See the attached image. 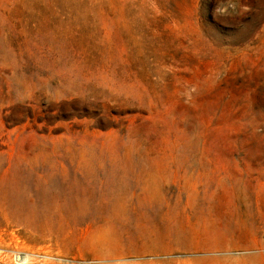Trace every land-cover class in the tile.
I'll return each mask as SVG.
<instances>
[{"label": "rangeland", "instance_id": "1", "mask_svg": "<svg viewBox=\"0 0 264 264\" xmlns=\"http://www.w3.org/2000/svg\"><path fill=\"white\" fill-rule=\"evenodd\" d=\"M84 150L99 179L127 155L194 165H167L162 200L144 185L150 237L106 245L97 201L58 203ZM18 168L58 177L0 211V264H264V0H0V169Z\"/></svg>", "mask_w": 264, "mask_h": 264}, {"label": "bare ground", "instance_id": "2", "mask_svg": "<svg viewBox=\"0 0 264 264\" xmlns=\"http://www.w3.org/2000/svg\"><path fill=\"white\" fill-rule=\"evenodd\" d=\"M81 157L80 169L72 174L64 171L62 178L64 182L63 199L58 203L66 205L72 212L81 214L91 212L92 206L95 205L92 203L94 200L97 201L100 204L99 209L108 219L101 231L104 234L102 243L106 245L119 241L127 226H134L145 237H150L152 229L149 222L150 208L145 202L147 200H142L139 197L144 185H152H149L145 190L152 194L154 200H162L163 194L158 185L163 183L167 177V165L178 163L180 168L194 165L188 156H179L174 152L154 157L145 154L134 157L127 155L115 167L108 169L104 178L99 179L101 170L98 157L85 150ZM184 168L182 170L186 171ZM185 171L182 172V176H185L188 182L190 179ZM57 174V171L36 174L29 168H18L11 171L0 169V211L5 216L11 217L12 212L16 210L11 209L8 202L13 199H24L27 197V190L36 193L40 196L39 198L45 197L51 188L49 186L52 183L50 181L51 176L52 178L58 177ZM81 181L85 182L86 185H82ZM224 193L230 198L237 194V190L234 187H225ZM189 195L188 192L187 196ZM14 218L17 217L14 216ZM155 252L157 251L155 250ZM23 258L28 259L29 256L24 255Z\"/></svg>", "mask_w": 264, "mask_h": 264}]
</instances>
